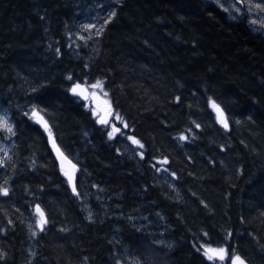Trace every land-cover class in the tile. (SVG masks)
<instances>
[{"label": "trees", "instance_id": "trees-1", "mask_svg": "<svg viewBox=\"0 0 264 264\" xmlns=\"http://www.w3.org/2000/svg\"><path fill=\"white\" fill-rule=\"evenodd\" d=\"M103 1L0 0V264H220L209 244L264 264V35L207 0H120L94 47L81 25ZM98 81L127 124L112 138L70 91Z\"/></svg>", "mask_w": 264, "mask_h": 264}, {"label": "snow or ice", "instance_id": "snow-or-ice-1", "mask_svg": "<svg viewBox=\"0 0 264 264\" xmlns=\"http://www.w3.org/2000/svg\"><path fill=\"white\" fill-rule=\"evenodd\" d=\"M243 2L244 0H237V3H243ZM249 2L251 3V0H249ZM251 6L259 10L260 12H264V3H255L254 5H251ZM225 11H227V9H225ZM237 11H239V9H237ZM115 15H116L115 12L111 13V16H115ZM253 23H255V21H253ZM83 28L85 31H89L90 29L95 28V25L88 24V25H84ZM100 31H102V29L98 30L96 34L99 35ZM79 39L86 41L87 39H90V37L80 36ZM57 52H59V49H57ZM68 79L71 80L72 77L69 76ZM91 88L102 90V84L98 81L96 84L91 85ZM70 91L73 94L79 97H82L86 101L87 100L95 101L96 107L92 109V111H93V114L98 117V122L100 124H105V125L109 123L108 118L110 115H112V108H111V104L109 101L101 100L99 95H97L95 92H89L87 90V87L83 86L79 82L74 83ZM104 96H107L106 92L104 93ZM177 100H179V97H177ZM211 104H212V107L218 113V118H219L220 123H222L223 126L227 128L228 122H227L226 117L223 114L222 109L220 108L219 105L215 103V101H211ZM42 111L44 110L38 109L37 107L34 106L32 108L31 118L35 119L37 123L41 124L44 130L48 133L49 142L51 143L52 149L56 153L57 158L60 163V171L63 174V176L66 177L68 184L72 188V192L74 194L79 195V193L77 192V186L75 182L76 173L78 171L77 164L73 163L71 159L69 158V156L66 155L65 152L62 151L60 146L56 143L53 137L52 129L48 121L44 118L43 115H40ZM25 115H28V114L25 113ZM124 126L127 127V124H125ZM196 127L199 128L200 125L196 124ZM0 131H5L11 135H15V126L11 124L9 120L5 118V116H0ZM119 131H120L119 128L113 126L112 131L108 133L109 138H112L114 134ZM128 139L131 140V142L134 145H138L140 148L144 147V145L141 144V142L135 137H128ZM180 139L186 140L187 137L181 134ZM140 155L143 158V153H140ZM163 162L167 163V160L165 159ZM172 175L175 176V173H172ZM5 183H7V181H5ZM0 195L8 196L9 189L7 187L0 186ZM35 213L37 216L36 226L41 231H44L45 225L48 223V219H47L45 211L41 208L39 204L35 206ZM33 235H35V232H33ZM228 235L230 236L231 233H228ZM201 248L203 249V256L209 262L219 261L220 264H225V262L228 261L230 262V264H247L246 260L234 249L230 253L228 246L213 247L209 244V245H202ZM3 258H4V254L0 253V259H3Z\"/></svg>", "mask_w": 264, "mask_h": 264}, {"label": "rangeland", "instance_id": "rangeland-1", "mask_svg": "<svg viewBox=\"0 0 264 264\" xmlns=\"http://www.w3.org/2000/svg\"><path fill=\"white\" fill-rule=\"evenodd\" d=\"M119 1L120 0H105L102 2L103 6H101L100 4H98V5L95 4L91 11H89V10L86 11V12H88V15H86L87 17H85V19H88L89 23H92L90 20L94 21L95 28L90 29L89 31L83 30L81 32V34H83L84 37H90V39H87V42L90 41L91 43H93L94 47L98 46L99 40L102 36L100 34L97 35L96 33L101 28L100 24H102L106 20L105 18H104L105 20H102V21H100V19H98V14H100L102 12L101 11L99 13V11H100L99 9H101V7H102V9L109 8L110 10H112L111 7L113 5H116V3H118ZM207 1L215 2L216 4L223 6L224 8H226L228 10L229 14L233 17H238V18L246 17L250 21L251 26L255 30H257L258 32L260 31L261 33L264 34V12H260L259 10L255 9L254 7L251 6V5H254L255 3H263L262 0H251V3L249 2V0H244L243 3H237V0H207ZM237 9H239V11H237ZM101 19H103V18H101ZM253 21H255V23H253ZM82 28L83 27L81 25V29ZM96 83L97 82H94L93 84H96ZM100 83L102 84V90L91 88V85H93V84H90V85H83L82 84V85L86 86L87 90L89 92H95L97 95H99L101 100L109 101L111 104V108H112V102H111V99H110L107 91L105 90L104 84L102 82H100ZM105 92L107 93V96H104ZM80 98H82V97H80ZM84 101H86V100H84ZM86 102L89 104L91 110L96 107L95 101L87 100ZM216 113H217V111H216ZM0 116H5V118L9 120V118L3 113H0ZM94 116L98 120V117L96 115H94ZM217 116H218V113H217ZM108 119H109V123L106 125L105 124H102V125L109 127L111 131H112L113 126L120 129V131L115 133L114 135L121 133L122 128H125V126L123 124H121V121H119L117 119V116L114 115L113 108H112V115H110ZM218 120H219V118H218ZM9 122H10V120H9ZM133 146L135 149H140V147L138 145L133 144ZM4 147L1 146L0 148L3 149Z\"/></svg>", "mask_w": 264, "mask_h": 264}, {"label": "water", "instance_id": "water-1", "mask_svg": "<svg viewBox=\"0 0 264 264\" xmlns=\"http://www.w3.org/2000/svg\"><path fill=\"white\" fill-rule=\"evenodd\" d=\"M52 152H53V155H54L55 160L57 161V163H58V165H59V167H60L59 160H58L57 155H56V153L54 152L53 149H52ZM76 176H77V173H76Z\"/></svg>", "mask_w": 264, "mask_h": 264}]
</instances>
